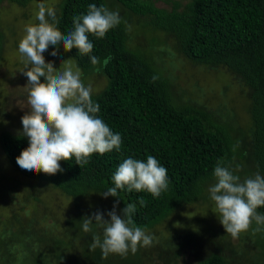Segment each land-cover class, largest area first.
Masks as SVG:
<instances>
[{
	"label": "trees",
	"instance_id": "trees-1",
	"mask_svg": "<svg viewBox=\"0 0 264 264\" xmlns=\"http://www.w3.org/2000/svg\"><path fill=\"white\" fill-rule=\"evenodd\" d=\"M7 1L24 6L30 0ZM114 1L131 14L144 18L152 28L171 33L189 61L225 65L241 78L251 89L249 141L238 144L228 126L216 122L200 108L174 105L167 79L127 47L121 21L103 38L89 34L93 43L89 55H80L75 48L66 52L62 44L59 46L63 56L74 59L84 72H99L105 77L104 87L91 98L99 104L96 115L114 133L120 134V149L103 155L93 153L89 163L82 167L75 163L74 157L62 160L64 171L55 175L32 173L18 166L16 157L28 146V138L19 132L2 129L0 151L16 172L31 180L45 181L70 198L78 216L67 218L63 223L81 231L86 216L80 213V200L89 192L102 195L103 191L114 187L112 176L125 159L131 157L146 162L149 155L155 157L167 169L168 178V188L159 197L127 188L118 190L119 197L108 196L114 202L119 200L120 215L126 204H135V225L148 231L181 205L194 201L200 195L201 183L214 177L218 163L229 167L235 163L234 158L240 163L252 159L257 172L264 175V0H183V3L164 0L170 3L169 9L157 7L158 0ZM90 4L107 8L106 0H60L54 7L59 30L65 35L72 31L73 18L87 14ZM49 47L54 50V46ZM91 56L98 57L100 63L93 65ZM106 57L110 59L105 66L102 62ZM141 199L145 202L143 205ZM257 212L264 215V206ZM91 229L88 233L83 231L88 238L81 252L83 261L64 259L71 254L66 255L56 247L57 261L62 264H119L117 260L110 262L109 258H102L99 247L90 248L93 237L103 240L101 228L93 223ZM257 236L262 237L260 233ZM38 254L41 255V251ZM139 257L137 252L124 258L121 264H143ZM32 261L51 264L36 255ZM196 264H228V261L224 255L216 253Z\"/></svg>",
	"mask_w": 264,
	"mask_h": 264
},
{
	"label": "rangeland",
	"instance_id": "rangeland-1",
	"mask_svg": "<svg viewBox=\"0 0 264 264\" xmlns=\"http://www.w3.org/2000/svg\"><path fill=\"white\" fill-rule=\"evenodd\" d=\"M59 1L30 0L24 6L7 0L0 2V131H22L21 117L30 109L27 77L20 71L25 66V58L19 53L18 44L26 26L38 23V5L43 3L54 8ZM106 6L110 11L119 12L127 47L167 79L174 105L200 108L216 122L228 126L238 144L249 141L251 89L239 76L225 65L189 61L171 33L152 28L144 18L131 14L114 0H106ZM156 6L169 9L170 3L158 0ZM52 51L49 47L43 55L57 71L68 66L73 71L79 70L84 85L91 86L92 95L104 87L106 79L101 73L84 72L74 59L63 56L61 49H57L55 57ZM234 159L235 163L229 167L241 181L257 173L264 176L257 172L252 159L241 160L242 163ZM215 182L214 176L201 183L200 195L194 201L181 205L158 226L146 231L153 237V244L138 248L143 264H196L216 253L224 255L228 264H264V226L253 221L250 228L236 238L226 233L208 191ZM114 203L108 197L89 192L78 206L86 217L99 211L105 219H110L107 212L113 209ZM76 211L71 199L49 183L25 178L16 172L0 151V264H34L35 255L51 264H62L56 259V247L66 255L71 254L64 259L83 261L81 252L88 238L83 231L63 223L67 218L78 216ZM116 212L120 215L118 206ZM258 227L260 230L256 231ZM258 233L262 237L259 238ZM56 242L60 244L52 248ZM132 254L129 251L126 257ZM126 257L110 254L107 258L121 264Z\"/></svg>",
	"mask_w": 264,
	"mask_h": 264
},
{
	"label": "clouds",
	"instance_id": "clouds-1",
	"mask_svg": "<svg viewBox=\"0 0 264 264\" xmlns=\"http://www.w3.org/2000/svg\"><path fill=\"white\" fill-rule=\"evenodd\" d=\"M38 23L26 26L25 35L18 44L19 53L25 58L21 73L27 77V104L30 109L21 117V135L28 138V146L16 157L18 166L32 173L55 175L63 172L60 161H69L73 157L80 167L89 163L93 153L103 155L113 149L119 150L122 139L96 114L99 104L95 103L91 86H85L79 70L71 66L57 71L51 62H46L43 53L54 46L52 56H57V49L62 44L66 52L73 48L80 55H89L93 43L89 34L96 38L105 37L106 33L118 26L121 17L118 11H110L103 5H88L87 14L73 18L74 29L67 35L57 27L56 11L41 3L36 13ZM51 20V22H50ZM108 57L103 65L109 62ZM91 63L97 65L99 58L91 56ZM97 71L100 69L97 68ZM41 77L44 81L41 82ZM155 79V77L153 78ZM216 182L208 189L211 199L219 213V221L225 232L233 238L246 232L253 221L264 226V215L257 209L264 206V176L256 174L243 181L229 167L218 163L214 169ZM114 187L101 194L119 197L118 190L146 191L153 197H159L168 188L167 169L149 155L145 161L127 158L112 176ZM141 205L145 202L140 200ZM107 212L110 219L97 211L86 217L83 231L90 232L93 223L103 230V240L93 237L92 250L101 249L102 258L110 254L126 257L131 251L135 254L140 247H150L153 237L135 225L133 215L136 205L126 204L122 215L116 207ZM260 227L256 229L259 231Z\"/></svg>",
	"mask_w": 264,
	"mask_h": 264
}]
</instances>
